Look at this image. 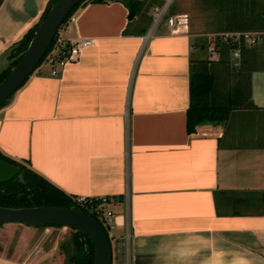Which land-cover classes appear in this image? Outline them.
<instances>
[{
    "label": "crops",
    "instance_id": "crops-1",
    "mask_svg": "<svg viewBox=\"0 0 264 264\" xmlns=\"http://www.w3.org/2000/svg\"><path fill=\"white\" fill-rule=\"evenodd\" d=\"M46 1H1L0 70ZM128 12L120 0L88 2L58 27L56 41L94 44L54 77L42 63L12 94L0 153L67 196L115 199L110 264H264V39L255 108L187 134L193 34L161 24L131 77L150 18ZM29 229L0 232V264L50 263L44 234Z\"/></svg>",
    "mask_w": 264,
    "mask_h": 264
},
{
    "label": "trees",
    "instance_id": "trees-1",
    "mask_svg": "<svg viewBox=\"0 0 264 264\" xmlns=\"http://www.w3.org/2000/svg\"><path fill=\"white\" fill-rule=\"evenodd\" d=\"M51 1L54 0L46 1L38 21L27 28L22 36L9 47L6 56L8 63L0 72V81L19 61L36 26L48 11ZM101 1L110 0H80L65 15L59 26L63 25L78 7L88 2ZM120 1L135 14L141 9H147L155 0ZM198 2L204 9L214 12L217 20L216 32L264 31V0H198ZM55 39L56 33L35 69L42 64ZM211 42L214 45L213 58L212 55L210 58L189 60L187 107L185 110V131L187 134L193 133L195 128L203 123L225 122L233 110L255 108L250 101V76L261 65L257 44L245 45L241 41L239 43L231 40L222 41L217 36L213 37ZM199 48H205V44L200 43ZM235 48L239 50V62L238 66L233 68L230 65V56ZM0 161L16 167L20 177L15 176L0 184V207L55 206L73 208L88 214L84 208L75 205L74 197L67 196L21 162L11 160L1 153ZM91 217L97 221L92 215ZM74 236V243L81 248V252L78 256H70L67 259L68 264H90V262L86 263L87 258L91 260L89 241L78 232H74Z\"/></svg>",
    "mask_w": 264,
    "mask_h": 264
},
{
    "label": "water",
    "instance_id": "water-1",
    "mask_svg": "<svg viewBox=\"0 0 264 264\" xmlns=\"http://www.w3.org/2000/svg\"><path fill=\"white\" fill-rule=\"evenodd\" d=\"M79 1L54 0L49 3L48 11L36 26L19 61L0 81V106L7 102L8 98L33 72L63 18ZM132 15L133 11H129L127 18H131ZM15 176H18V169L0 161V184ZM4 224H21L29 228L57 227L78 232L86 237L91 246V260L87 258L86 263L110 264V245L103 228L91 216L79 210L55 206L0 207V225Z\"/></svg>",
    "mask_w": 264,
    "mask_h": 264
},
{
    "label": "built area",
    "instance_id": "built-area-1",
    "mask_svg": "<svg viewBox=\"0 0 264 264\" xmlns=\"http://www.w3.org/2000/svg\"><path fill=\"white\" fill-rule=\"evenodd\" d=\"M175 0H155L148 6L149 24L146 30L140 35V44L137 50V55L131 69V77L135 73L136 65L143 57L145 48L149 42L156 36L157 29L161 24H164L169 33H175L179 28H187V19L185 14H174L171 8ZM75 17L71 14L67 22H73ZM208 36L220 37L222 41L231 40L239 43L241 41L245 45H253L259 43L264 39V31H229V32H215L208 34ZM94 44L91 38L73 37L62 41H54L49 52L43 60V64L49 67V75L56 76L57 71L63 69L66 65L73 64L78 61L83 53V50ZM208 55L214 54L213 43L207 47ZM231 66L236 68L239 62V50L235 48L231 53ZM73 201L76 206L84 208L89 216H93L104 232L112 229V211L110 207L114 205L115 199L113 197H74ZM128 238V234L125 235Z\"/></svg>",
    "mask_w": 264,
    "mask_h": 264
},
{
    "label": "rangeland",
    "instance_id": "rangeland-1",
    "mask_svg": "<svg viewBox=\"0 0 264 264\" xmlns=\"http://www.w3.org/2000/svg\"><path fill=\"white\" fill-rule=\"evenodd\" d=\"M172 10V13L174 14L186 15L188 31L193 34L192 39L194 48L196 49V55L193 56L203 59L208 58L207 47L212 44L211 41L213 39L212 36H208V34L216 32L217 20L215 19L214 12L204 9L198 0H175ZM200 43H204L205 48L200 49ZM213 57L214 55L212 58ZM7 63L8 61L6 60L4 68L6 67ZM5 228H22L25 230H30L28 227H25L21 224H11L8 226L0 225V232L2 230H6ZM35 228L37 232L44 234L43 236L45 240L42 247L44 251H47L50 254L49 264H68L67 259L70 256H78L80 254L81 248L74 243L75 236L73 231L57 227ZM106 236L108 238V233H106ZM4 241L6 240L4 239ZM7 243H9V247L14 245V241L7 240ZM2 254L3 253L0 254V258H3V256H1Z\"/></svg>",
    "mask_w": 264,
    "mask_h": 264
}]
</instances>
